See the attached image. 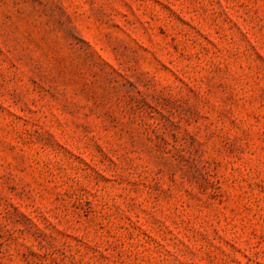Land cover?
<instances>
[{
	"label": "rangeland",
	"instance_id": "rangeland-1",
	"mask_svg": "<svg viewBox=\"0 0 264 264\" xmlns=\"http://www.w3.org/2000/svg\"><path fill=\"white\" fill-rule=\"evenodd\" d=\"M0 264H264V0H0Z\"/></svg>",
	"mask_w": 264,
	"mask_h": 264
}]
</instances>
